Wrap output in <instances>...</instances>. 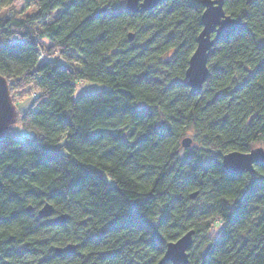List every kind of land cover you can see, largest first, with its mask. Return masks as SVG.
Instances as JSON below:
<instances>
[{
  "label": "trees",
  "instance_id": "trees-1",
  "mask_svg": "<svg viewBox=\"0 0 264 264\" xmlns=\"http://www.w3.org/2000/svg\"><path fill=\"white\" fill-rule=\"evenodd\" d=\"M14 1L0 0V8L11 7ZM202 1L165 0L151 11L132 13L118 0H38V9L32 16L4 19L3 24L7 26L0 27V75L8 80L16 106L18 94L25 99L29 93L33 99L20 119L18 111L14 124L22 127L30 121L31 130H25L18 137L12 125L0 143V251L4 264L19 261L24 264H125V261L126 264H148V259L151 264H172L163 261L168 243L190 230L195 233L188 264H264V166L260 165H255L254 172L245 171L240 175L225 169L215 172L213 175L223 178V183L208 188L217 189L210 203L224 201L217 207L205 211L192 209L204 185L194 183V178L187 176L184 181L187 199L177 194L170 201V209L159 217L158 224L152 223L153 200H147L98 228L85 225L86 220H92L97 206L101 212L106 210L122 191L127 190L131 200L140 199L134 194L137 192L159 195L154 191L156 183L146 180L149 174L144 169L149 161L152 167L163 166L156 157L168 155L167 141L175 133L166 123L143 131V125L137 126V122L151 124L153 117L149 110L155 107L158 97L164 92L171 94L188 87L183 73L187 71L197 41L191 46L181 34L190 22L185 11H198L202 17L205 10ZM223 3L226 14L236 20L240 19L237 11H247L241 6L243 0H223ZM35 23L41 26L37 28ZM252 23L258 24L255 20ZM202 29L201 19L197 39ZM262 32L264 25L244 24V28L216 42L208 58L210 86L200 93L191 91L179 99L173 97L176 103L187 105L183 109L185 116L193 112L212 115L209 128L223 137L224 154L251 151L230 139L235 120H246L252 125L249 128L252 141L258 143L264 139V111H244L249 105L264 108ZM42 43L49 46L47 50ZM56 59L65 64H59ZM89 63L102 65L96 71H102L106 79L85 74L93 70L88 67ZM122 67L137 71L133 81L118 87L117 77ZM236 68L241 69L242 79H237ZM165 74L169 76L168 85L161 92L159 85ZM84 81L102 83L108 89L86 93L78 99L67 95L70 90L74 96L77 83ZM121 97L131 103L120 104ZM168 103L172 104V100ZM76 104L86 109L84 117L91 120L90 125L79 131L66 115L69 105ZM108 105L111 110L105 111ZM52 112L60 126L49 135L44 121ZM113 120L119 123L112 124ZM171 123L182 125L184 120L177 115ZM130 124L131 129L125 132ZM87 127H92L94 134H89ZM41 135H48L46 142L38 139ZM68 136H77L86 145L88 150L75 153L73 158L87 167L78 169L79 175L61 185L57 183L60 178L57 165L63 159L59 145L63 144L64 151L72 155L65 139ZM191 158L189 154L185 161ZM200 164L211 168L216 160ZM153 177L155 181L161 179L154 174ZM194 193L197 195L192 198ZM69 197L92 205L79 222L86 229L83 238L68 234L65 227L70 223L68 220L62 225H47L45 218L38 217L47 202L54 206L55 215L69 217V212H61V205ZM29 207L33 208L31 213L27 211ZM217 223L223 224L220 234L206 241L203 250L194 256L193 247H201L197 244L198 238ZM126 232L129 235L121 242V235ZM70 244L76 249L55 255L57 247ZM141 248L149 250L148 259L138 255Z\"/></svg>",
  "mask_w": 264,
  "mask_h": 264
},
{
  "label": "clouds",
  "instance_id": "clouds-1",
  "mask_svg": "<svg viewBox=\"0 0 264 264\" xmlns=\"http://www.w3.org/2000/svg\"><path fill=\"white\" fill-rule=\"evenodd\" d=\"M23 2V0H21ZM128 0H118L120 5H126ZM145 0H137V6L143 5ZM242 8L247 9L246 12L237 11V15L240 17L239 23L245 24L249 27H257L259 25H264V0H243ZM20 5L16 4L15 7H10L4 5L0 8V27H6L7 25L3 24L4 19L8 16L15 17L17 15V9ZM185 15L190 17V22L188 26L182 32V37L187 43L191 46H195L197 41V33L200 30L201 24V15L197 12H192L190 10L185 11ZM253 20L257 21V25H253ZM13 28L16 25H12ZM207 35V34H206ZM264 35V32L261 33ZM251 38V37H250ZM250 51V49H249ZM255 56V53H253ZM74 67V66H73ZM89 68L93 69L90 73L92 76H101V78L106 79V75L101 71L97 72L96 68H102V65H93L89 63ZM108 71H111L110 69ZM136 69L128 70L126 68H121L120 74L117 77L118 87H124L126 82L133 81L135 79L134 73ZM208 71L211 74V66L208 67ZM158 74V73H157ZM186 75L187 73H183ZM235 75L237 79H242L241 69H235ZM168 74H165V77L162 79L159 90L164 92L168 85ZM211 84L210 81L206 80L201 84V90L209 87ZM83 84L80 88H83ZM80 90V89H78ZM192 86L189 85L187 88L177 89L175 92L168 94L164 92L163 95L159 96L155 107L151 108L149 111L153 117L151 124L149 121H140L137 122L143 125V131H151L152 128H155L161 123H166L169 127L173 128L175 135L167 141L168 155L158 156L156 159L160 161L163 165L158 167H152V161H149V166L144 169L149 175L146 177V180L150 183H156L155 193H158V196H147L143 193H134L135 195L140 196L139 200H131L128 198L129 193L127 190L122 191L119 196L114 197V203L111 204L106 210L100 211L97 206V211L93 215L91 221H85L87 227L98 228L101 224L108 223L114 220V218L123 215L124 213L131 211L134 205L144 204L147 200H153L150 211L154 214L152 218V223L158 224L159 217H161L164 212L170 209V201L176 199L177 194H183V197L187 199V188L184 185L185 178L187 176H192L194 178V183L202 184L200 192V197L192 203V209H200L205 211L211 207H217L224 204V201L220 200L217 203H210L213 195L216 194V188L209 189V185L220 186L223 183V178L213 175L215 172L222 171L224 165L232 157L226 156L224 154L222 146L225 144V141L222 136H218L215 132L209 128V121L212 119L210 113H198L193 112L190 116H185L183 109L187 107L186 104H178L173 97L179 99L184 96L186 93H191ZM47 91L45 95H47ZM68 96H71L72 99H78V97L72 96L70 90L67 92ZM172 100V104H169L168 101ZM37 100V104L39 103ZM120 104H129L130 100L121 97ZM175 105V107H173ZM167 109V111L165 110ZM111 110V105H108L105 111ZM85 108H82L79 104L69 105V111L66 115L71 121H74L73 127L78 131L86 125L91 124V120L84 117ZM245 112H261L264 111V108L261 106H252L249 105L244 108ZM55 112L49 113V118L44 121L46 127L48 128L50 135L51 130L59 127V123L55 120ZM177 115L184 120L182 125H174L171 122L177 119ZM264 122V119H262ZM119 120H113L112 124H118ZM255 123V121H253ZM112 126V125H109ZM17 131L23 133L25 130H31V123H25L22 127L17 128L16 125H13ZM132 125H129V128L125 129V132H128L131 129ZM252 125L248 124L246 120H235L233 127L230 129L231 136L230 139L233 143L239 144L241 148L249 149L255 152L256 150H264V139H261L258 143L251 140L249 135V128ZM38 131H43L38 129ZM87 132L89 134H94L92 127H87ZM139 135V133H138ZM41 142H46L48 135H41L38 137ZM68 141V148L71 149L72 155L64 151V145H59L60 150L63 152V159L58 162V168L60 171V178L57 183L64 185L68 182H71L75 176L79 175L78 169L86 168V164H81L79 161L74 160L73 155L77 152L87 151L86 145L83 144L81 138L77 136H68L65 137ZM160 137H156V140H159ZM191 154V160L185 161V157ZM215 159L216 164L211 168H203L200 164L201 161H206L210 159ZM164 174L163 176L161 174ZM154 176L161 177L160 181H155ZM252 176H255V173H252ZM251 179V177H248ZM119 183V181H116ZM166 190V191H165ZM205 193H207L205 195ZM101 197L103 193L99 194ZM92 205L86 203L85 201H78L72 197H69L68 200L61 205V212H69L68 221L65 227L68 234L71 236L73 234L78 235L80 238H83L85 234V227L82 226L79 222L81 219H84V211L86 209H91ZM143 212V208L140 209ZM227 211V209H224ZM175 219V217H173ZM35 227L36 224H33ZM147 231V230H145ZM218 227L213 226L210 229H207L204 236H200L197 240V244L201 247L198 249L196 246L193 247V255L195 256L198 251L203 250V246L206 241L214 239L217 235ZM171 234V233H169ZM129 233H124L121 235V242L123 239L127 238ZM149 253V250L146 248H141L138 250V255H145V258L148 259L146 254ZM0 264H4L3 252L0 251ZM18 264H24L23 261H19ZM126 264V261H125ZM148 264H151V259H148Z\"/></svg>",
  "mask_w": 264,
  "mask_h": 264
},
{
  "label": "water",
  "instance_id": "water-1",
  "mask_svg": "<svg viewBox=\"0 0 264 264\" xmlns=\"http://www.w3.org/2000/svg\"><path fill=\"white\" fill-rule=\"evenodd\" d=\"M163 1L165 0H145L144 4L138 7L137 0H128L125 9L127 12L145 13L153 10ZM202 3L205 7L202 15L203 29L198 36L196 50L189 60L186 71L187 85L192 86L193 93H200L202 82L208 80V58L215 43L227 38L234 30L244 28V24H240L239 20L226 14L223 0H203ZM132 39L133 35H130V40ZM17 118L18 110L13 101L8 80L0 75V143L6 131L16 123ZM225 155L232 158L224 165V169L234 175H240L245 171L254 172L255 165L264 166V150L231 151ZM196 195L197 193H194L192 198ZM27 211L31 213L33 208L29 207ZM38 217L45 218L47 225H62L68 220L67 214L55 215L54 206L48 202L39 210ZM194 233L190 230L178 240L168 243L163 261L172 264H188ZM75 249L76 246L73 244L57 247L55 255L60 256Z\"/></svg>",
  "mask_w": 264,
  "mask_h": 264
},
{
  "label": "rangeland",
  "instance_id": "rangeland-1",
  "mask_svg": "<svg viewBox=\"0 0 264 264\" xmlns=\"http://www.w3.org/2000/svg\"><path fill=\"white\" fill-rule=\"evenodd\" d=\"M16 4H19L20 7L19 9H17V15L14 18L17 19H26L29 16H32V14H34L37 9H38V0H27V1H23L21 2V0H15L13 5L11 7H15ZM11 16H8V18ZM34 26H36L37 28H39L41 25L39 23H35ZM42 46L45 47V49H48V45L42 43ZM56 56H53L52 59H55ZM56 61L59 64L64 65L65 62L63 60L60 59H56ZM84 85L83 88H80L81 85ZM80 89V90H78ZM108 87L102 83H98V82H89V81H84V82H78L77 83V88H76V93L74 95V97H79L80 95L86 94V93H92V92H100V91H104L107 90ZM27 98L23 99V97L18 94L15 96V101H17V110L19 111V119L21 117V114H23L25 111H27L29 109V107L31 106L33 99L32 96L28 94ZM30 96V97H29ZM16 103V102H15ZM16 127L19 128L21 127L19 124H16ZM13 128V127H11ZM14 134L18 137H21V135H23L21 132L17 131L16 128L12 129ZM107 181H109L110 183H113V180L111 178H109L108 176H105ZM215 226L218 227V232L216 237L220 234V232L222 231L223 228V224L222 223H217L215 224ZM215 237V238H216Z\"/></svg>",
  "mask_w": 264,
  "mask_h": 264
}]
</instances>
